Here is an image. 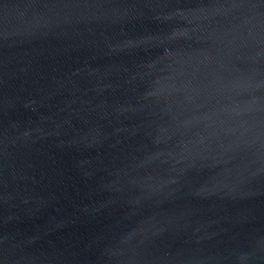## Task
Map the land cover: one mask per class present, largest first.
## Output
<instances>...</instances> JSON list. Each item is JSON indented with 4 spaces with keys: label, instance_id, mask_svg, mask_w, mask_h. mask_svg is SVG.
<instances>
[{
    "label": "water",
    "instance_id": "1",
    "mask_svg": "<svg viewBox=\"0 0 264 264\" xmlns=\"http://www.w3.org/2000/svg\"><path fill=\"white\" fill-rule=\"evenodd\" d=\"M0 264H264V0H0Z\"/></svg>",
    "mask_w": 264,
    "mask_h": 264
}]
</instances>
